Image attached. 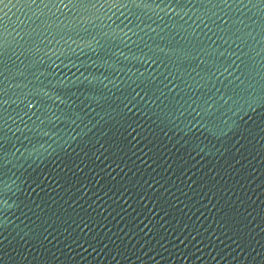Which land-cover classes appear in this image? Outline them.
Masks as SVG:
<instances>
[{"label": "water", "instance_id": "water-1", "mask_svg": "<svg viewBox=\"0 0 264 264\" xmlns=\"http://www.w3.org/2000/svg\"><path fill=\"white\" fill-rule=\"evenodd\" d=\"M0 264H264V0H0Z\"/></svg>", "mask_w": 264, "mask_h": 264}]
</instances>
